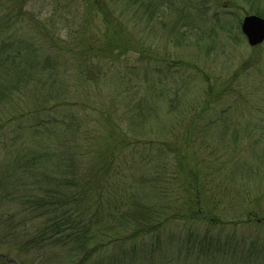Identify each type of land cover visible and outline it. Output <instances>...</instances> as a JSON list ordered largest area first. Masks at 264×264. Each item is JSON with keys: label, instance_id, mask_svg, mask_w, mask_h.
I'll list each match as a JSON object with an SVG mask.
<instances>
[{"label": "trees", "instance_id": "obj_1", "mask_svg": "<svg viewBox=\"0 0 264 264\" xmlns=\"http://www.w3.org/2000/svg\"><path fill=\"white\" fill-rule=\"evenodd\" d=\"M208 1L0 0V264H264V125L208 105L231 82L174 90L159 135L131 106L148 71L197 69L144 35L200 44Z\"/></svg>", "mask_w": 264, "mask_h": 264}, {"label": "rangeland", "instance_id": "obj_2", "mask_svg": "<svg viewBox=\"0 0 264 264\" xmlns=\"http://www.w3.org/2000/svg\"><path fill=\"white\" fill-rule=\"evenodd\" d=\"M41 5L43 7L36 6V11L43 10L42 12L45 13L48 6L43 3ZM208 6L205 15L206 26L202 30L205 40L200 44L196 41L197 33L193 35V40L184 39L181 42L182 40L173 41L172 39L170 42L167 37L168 32L158 24H156L155 33L150 36L153 39L147 34L144 35L149 41L148 44L152 43L151 51L154 49L159 56L166 58L164 61L166 63L163 65H169L168 62L178 59L197 65V69H189L184 73L181 71L180 75L171 74L165 67H162L157 75L150 74L148 71L150 83L146 87V95L144 96L143 90L129 91L134 99L131 103L132 107H136L135 104L142 102L141 99L146 97L147 108L156 110V116L149 120L150 128L146 127L156 135L162 131L165 125L163 123L169 120V117L165 115L168 97L180 86L183 100L194 107L197 105L201 107L204 105L202 103L207 87L208 91L211 87L215 91L222 84L228 88L225 82H231L229 103L224 101L226 100L224 97L221 101L208 105H215L222 109L231 104L234 112L222 122L229 121L242 129L264 125V42L258 46H251L241 30V24L246 15L257 14L264 17V0H209ZM210 32L212 36H209ZM134 61L133 57L127 60V62ZM150 63L153 66L158 65L154 62V56L150 59ZM111 86L112 84H108L106 88ZM109 91L118 95L121 89L111 87ZM115 95L111 98L115 102V108L119 110L121 104L127 100L122 95ZM122 122L125 126L129 125L127 120ZM221 133L219 136L222 135ZM258 151L264 153L261 148Z\"/></svg>", "mask_w": 264, "mask_h": 264}, {"label": "water", "instance_id": "obj_3", "mask_svg": "<svg viewBox=\"0 0 264 264\" xmlns=\"http://www.w3.org/2000/svg\"><path fill=\"white\" fill-rule=\"evenodd\" d=\"M241 30L251 46L264 42V17L257 14L246 15L241 24Z\"/></svg>", "mask_w": 264, "mask_h": 264}]
</instances>
